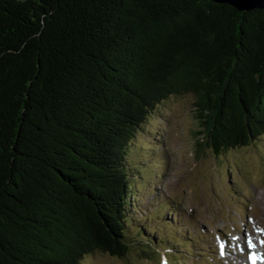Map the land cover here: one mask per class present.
Here are the masks:
<instances>
[{
	"label": "trees",
	"instance_id": "16d2710c",
	"mask_svg": "<svg viewBox=\"0 0 264 264\" xmlns=\"http://www.w3.org/2000/svg\"><path fill=\"white\" fill-rule=\"evenodd\" d=\"M188 93L195 143L215 157L264 135V9L0 0V264L125 258L134 242L152 262L129 215L131 143Z\"/></svg>",
	"mask_w": 264,
	"mask_h": 264
},
{
	"label": "rangeland",
	"instance_id": "374dc122",
	"mask_svg": "<svg viewBox=\"0 0 264 264\" xmlns=\"http://www.w3.org/2000/svg\"><path fill=\"white\" fill-rule=\"evenodd\" d=\"M194 102L195 96L191 93L170 97L149 115L146 124L131 143L134 150L132 159L144 160L148 168L145 178L135 175L131 185L134 211L130 212V216L134 225L140 224L137 220L146 218V213L153 215L159 200L151 203V198L154 195L162 198L165 193L172 207L184 208L185 212L205 222L210 229L215 224L220 226L221 217H227L228 212L232 216L233 208L242 204L247 197L254 201L252 206L257 205L264 210V135L255 143L232 150L219 158L202 147L195 154L197 141L195 143L194 137L197 129L193 118ZM160 141L169 154L164 175L162 158L149 162L151 154H145L149 152L150 145ZM134 154L137 156L134 157ZM218 172L223 174L220 179ZM168 208L156 212L154 218L159 221L165 219ZM181 223L183 229L188 228L185 221ZM158 227L157 223L151 225V232H148L160 234ZM126 232L133 237V226H129ZM133 244L125 258L94 252L85 256L81 264H155L139 258L137 253L140 247H137V242Z\"/></svg>",
	"mask_w": 264,
	"mask_h": 264
},
{
	"label": "water",
	"instance_id": "95a60500",
	"mask_svg": "<svg viewBox=\"0 0 264 264\" xmlns=\"http://www.w3.org/2000/svg\"><path fill=\"white\" fill-rule=\"evenodd\" d=\"M217 4H227L237 11L247 12L253 9H264V0H211Z\"/></svg>",
	"mask_w": 264,
	"mask_h": 264
},
{
	"label": "snow or ice",
	"instance_id": "6c2138e0",
	"mask_svg": "<svg viewBox=\"0 0 264 264\" xmlns=\"http://www.w3.org/2000/svg\"><path fill=\"white\" fill-rule=\"evenodd\" d=\"M247 247L249 249H254L256 247V245L253 243L252 237L248 236L247 238ZM260 244L262 246H264V240L260 241ZM221 248H223V245H221ZM260 257H258L255 253H253L252 255L249 256V260L252 262V264H256V260L259 259Z\"/></svg>",
	"mask_w": 264,
	"mask_h": 264
}]
</instances>
